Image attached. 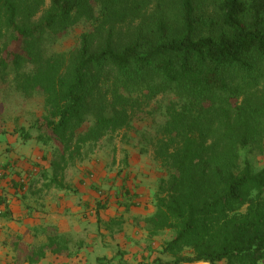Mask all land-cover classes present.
<instances>
[{
    "label": "trees",
    "instance_id": "trees-1",
    "mask_svg": "<svg viewBox=\"0 0 264 264\" xmlns=\"http://www.w3.org/2000/svg\"><path fill=\"white\" fill-rule=\"evenodd\" d=\"M79 26V47L56 52ZM0 82L42 100L18 131L51 149L44 189H66L69 167L125 132L166 175L145 220L171 236L153 264H264V169L250 159L264 153V0H0ZM41 231L39 245L13 240L16 264L83 249Z\"/></svg>",
    "mask_w": 264,
    "mask_h": 264
},
{
    "label": "crops",
    "instance_id": "crops-1",
    "mask_svg": "<svg viewBox=\"0 0 264 264\" xmlns=\"http://www.w3.org/2000/svg\"><path fill=\"white\" fill-rule=\"evenodd\" d=\"M5 130L4 134H0V264H16L11 244L17 237L25 242L26 237H31L38 243H27L39 245L46 240L41 231L44 228L53 226L61 234L68 235L66 229H70L74 222L79 224V221H85L83 217L87 216L86 211L94 208L96 212L97 197L91 186H100V180L104 183L110 180V185H106L109 188L116 185L113 186L108 205L99 214L102 217L105 210V213H111V217L103 221L107 233L126 237L130 234L128 230L133 228L147 242L156 238L148 235L145 220L155 213V195L163 171L151 154L148 156L151 160H123L126 169L116 180L117 174L105 172L101 177L107 178L102 180L100 164L92 163V175L85 173L86 182L82 185L78 183V189L72 191L64 179L66 189L52 187L48 190L43 187L46 176L42 171H51L50 160H41L39 154L42 146L35 140L24 141L17 129ZM37 176L40 179L38 184L35 181ZM83 176L82 173L76 179L80 180ZM20 186H23V191L19 189ZM120 190L121 194L116 196ZM103 199V194H100V201ZM6 212L8 217H4ZM131 233L133 237L136 236L133 231ZM52 257L56 256L48 254L40 264H49Z\"/></svg>",
    "mask_w": 264,
    "mask_h": 264
},
{
    "label": "rangeland",
    "instance_id": "rangeland-1",
    "mask_svg": "<svg viewBox=\"0 0 264 264\" xmlns=\"http://www.w3.org/2000/svg\"><path fill=\"white\" fill-rule=\"evenodd\" d=\"M49 1L50 0H48V3ZM207 14L210 16L214 15L212 8L207 11ZM128 30H132V27L129 26L128 29L124 28L122 33L124 34V32ZM84 31V27H77L70 35L62 39L55 46V51L68 52L77 49L79 47L80 37ZM5 90H10L8 83L0 82V104L8 99V102H6L4 106L3 120L5 126L3 127L9 131L13 129L18 130L22 127L30 131L31 122L43 115L42 100L36 98L24 101L19 98L18 95L9 93L5 97ZM141 126H143L142 123L140 124V127ZM3 127H0V129ZM124 133L125 132H119L113 136L104 138L94 147L91 153H85L86 155L82 161L77 162L74 166L69 167L65 171V181L67 185L72 188V191L78 189L77 185H82L86 182L87 178L85 173L87 176L92 175L90 168L92 163L100 164V178H102V180L103 178H107L106 175V177H101V174L104 172L106 174H117L115 177L116 180L126 169V166L122 164L123 160H151L150 158L153 154L151 153V157H148L149 155H147V157L141 156L139 151L135 149L133 142L131 145H128L127 139L125 140L123 137ZM128 135L131 139L135 138L132 133ZM39 156H41V160H51V149L41 147ZM250 159L256 170L264 169V153L251 155ZM118 162L120 164L119 166ZM103 163L108 165L102 166ZM82 173L84 174L83 178L80 180L76 179L79 178ZM161 177L166 178L164 172ZM89 179L92 180L94 178L90 177ZM35 181L37 184L40 182L39 176H37ZM108 184L110 185V180H105V183L100 180V186H91V189L96 194L97 202H100V193L107 199V202L109 201V196L115 184L111 188L106 186ZM121 192L122 190H120L116 196H119ZM116 200H118L117 197ZM105 211L102 213V217H98L94 208L92 210L89 209V211L85 213L87 216L83 217L85 221L81 220L78 222L79 224H75L76 222H74V225H72L70 229H66L68 235H70L75 242L80 241L82 243L83 249L81 251L76 252L75 255L69 259L52 257L48 263L95 264L97 259L107 258L111 260L113 258L115 261H113L112 264H153L154 260L160 256L159 252L161 251L160 249L163 243L171 238L170 234L168 232L163 233L154 240L147 242L146 238L139 237V231H134L133 228H130L128 230L130 234L126 237L123 235L111 236L107 233L103 224L106 217H111V213H105ZM132 231L136 234L135 237H133ZM26 241L30 244L38 243V240L31 237H26Z\"/></svg>",
    "mask_w": 264,
    "mask_h": 264
}]
</instances>
